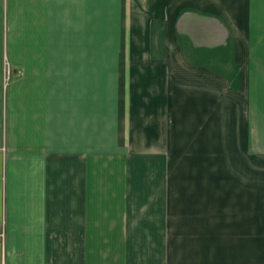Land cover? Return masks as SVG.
Returning <instances> with one entry per match:
<instances>
[{
  "label": "crops",
  "instance_id": "crops-1",
  "mask_svg": "<svg viewBox=\"0 0 264 264\" xmlns=\"http://www.w3.org/2000/svg\"><path fill=\"white\" fill-rule=\"evenodd\" d=\"M27 2L41 14L27 22L32 75L5 124L0 108V259L264 264V0H122L123 99L151 112L155 133L134 136L123 120L121 151L140 147L127 167L159 169L136 208L107 207L98 192L96 83L86 79L98 73L97 0ZM211 120L232 136V159L172 156L179 131L205 135Z\"/></svg>",
  "mask_w": 264,
  "mask_h": 264
},
{
  "label": "rangeland",
  "instance_id": "rangeland-1",
  "mask_svg": "<svg viewBox=\"0 0 264 264\" xmlns=\"http://www.w3.org/2000/svg\"><path fill=\"white\" fill-rule=\"evenodd\" d=\"M28 3L27 0H0V108L4 124L9 114L10 102L12 100L18 102L20 97L25 95L26 82L32 75L25 72L26 45L32 43L26 41V32L33 27L27 22L30 21L31 23L33 18L37 19V16L41 14L33 12L35 10L29 8ZM97 3L98 73L91 74V77L86 79L96 83L94 90L97 93L98 104V192L99 196H102L104 200L106 199L104 204L107 207L136 208L144 202V195H148L149 184L159 169L142 167L141 165L136 168L133 165L137 166L138 163L134 162L131 167L126 166L128 157L131 158V153L138 155L139 152H135V150H139L140 147H133L130 154L121 151L123 150L120 146L122 142L121 133H124L122 132L123 120L128 121V118L130 119L134 136L140 130L143 136L150 135L153 138L155 128L152 126L149 117L151 112L149 114L146 111H139L142 106L137 102L127 105L123 99L125 90H123L122 83L128 74L121 72L123 68L121 56L128 43L125 40V34L131 28L130 24L127 23L128 20L123 18L125 11L123 2L122 0H97ZM40 11L43 10L40 9ZM137 19L138 17L135 16L133 37L138 39ZM209 29V34L216 35L217 38L216 26ZM212 43L215 45L217 42L214 40ZM38 48H41V44ZM135 48H140L139 42ZM106 66L108 71H105ZM132 75L134 74H130L131 77ZM226 107L230 108L232 105L224 106L225 110L229 111ZM184 117L185 115H182L183 120H179L182 125L185 124ZM138 118L141 119L140 122ZM126 123L128 124V122ZM203 123L208 126L209 122ZM212 123L217 125L216 121L211 120L210 129L205 132V135L189 137L186 135V129L179 131L176 151L171 152L172 156L183 162L232 159V136L227 138L219 136L218 129L213 127ZM225 139L227 140L226 146L223 147L221 141ZM134 143L138 145L136 141L132 145ZM125 146L127 145L124 144ZM112 150L115 151L112 152ZM128 174H131L136 185L127 183ZM138 178L140 185H138ZM138 188L139 197L137 195ZM150 192L152 193V191ZM135 197L136 200H134ZM100 201L99 204L103 202ZM149 204L152 202L150 201ZM4 235V238L1 239L3 243L6 234L4 233Z\"/></svg>",
  "mask_w": 264,
  "mask_h": 264
},
{
  "label": "built area",
  "instance_id": "built-area-1",
  "mask_svg": "<svg viewBox=\"0 0 264 264\" xmlns=\"http://www.w3.org/2000/svg\"><path fill=\"white\" fill-rule=\"evenodd\" d=\"M2 149H4V147H2ZM4 236V232L0 231V239L4 238ZM0 264H6L5 256H2V258L0 259Z\"/></svg>",
  "mask_w": 264,
  "mask_h": 264
}]
</instances>
